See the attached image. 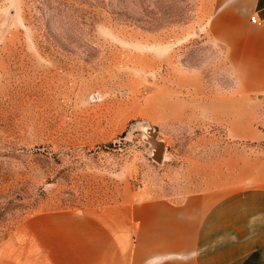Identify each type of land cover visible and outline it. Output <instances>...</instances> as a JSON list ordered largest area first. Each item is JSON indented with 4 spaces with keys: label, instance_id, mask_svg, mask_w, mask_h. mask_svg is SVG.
<instances>
[{
    "label": "rangeland",
    "instance_id": "obj_1",
    "mask_svg": "<svg viewBox=\"0 0 264 264\" xmlns=\"http://www.w3.org/2000/svg\"><path fill=\"white\" fill-rule=\"evenodd\" d=\"M214 8L0 0V264H72V211L264 181V95L207 33Z\"/></svg>",
    "mask_w": 264,
    "mask_h": 264
},
{
    "label": "crops",
    "instance_id": "obj_2",
    "mask_svg": "<svg viewBox=\"0 0 264 264\" xmlns=\"http://www.w3.org/2000/svg\"><path fill=\"white\" fill-rule=\"evenodd\" d=\"M213 1L207 33L264 95V0ZM72 264H264V181L72 211Z\"/></svg>",
    "mask_w": 264,
    "mask_h": 264
},
{
    "label": "water",
    "instance_id": "obj_3",
    "mask_svg": "<svg viewBox=\"0 0 264 264\" xmlns=\"http://www.w3.org/2000/svg\"><path fill=\"white\" fill-rule=\"evenodd\" d=\"M143 139L152 147V157L155 161L161 163L164 159L165 143L158 138V131L151 125L143 127Z\"/></svg>",
    "mask_w": 264,
    "mask_h": 264
},
{
    "label": "built area",
    "instance_id": "obj_4",
    "mask_svg": "<svg viewBox=\"0 0 264 264\" xmlns=\"http://www.w3.org/2000/svg\"><path fill=\"white\" fill-rule=\"evenodd\" d=\"M251 20H252L253 22H257V16H256V15H253V16L251 17Z\"/></svg>",
    "mask_w": 264,
    "mask_h": 264
}]
</instances>
